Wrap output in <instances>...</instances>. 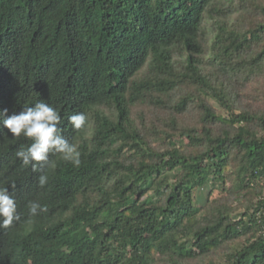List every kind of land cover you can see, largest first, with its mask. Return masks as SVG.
I'll return each instance as SVG.
<instances>
[{
  "label": "trees",
  "instance_id": "obj_1",
  "mask_svg": "<svg viewBox=\"0 0 264 264\" xmlns=\"http://www.w3.org/2000/svg\"><path fill=\"white\" fill-rule=\"evenodd\" d=\"M40 100L81 165L0 124V264H264V0H0V112Z\"/></svg>",
  "mask_w": 264,
  "mask_h": 264
},
{
  "label": "clouds",
  "instance_id": "obj_2",
  "mask_svg": "<svg viewBox=\"0 0 264 264\" xmlns=\"http://www.w3.org/2000/svg\"><path fill=\"white\" fill-rule=\"evenodd\" d=\"M0 124L6 128L14 138L21 136L31 141L27 146H21L15 156L21 161L22 167L32 166L34 172H40L38 184L44 187L49 181V170L57 167L50 154H59L60 159L71 163L75 167L81 165V153L78 146L62 135L58 127L61 122L60 112L48 103L40 100L33 106H24L19 113L8 115V109L0 112ZM85 113L79 112L68 117V122L76 130H80L86 123ZM15 188V184H12ZM30 217L46 211L38 201L32 200L27 204ZM20 219L15 197L9 193L7 187L0 186V228H9L14 221Z\"/></svg>",
  "mask_w": 264,
  "mask_h": 264
},
{
  "label": "rangeland",
  "instance_id": "obj_3",
  "mask_svg": "<svg viewBox=\"0 0 264 264\" xmlns=\"http://www.w3.org/2000/svg\"><path fill=\"white\" fill-rule=\"evenodd\" d=\"M220 112H222V110H220ZM202 195H203V198H205L206 197V192H204Z\"/></svg>",
  "mask_w": 264,
  "mask_h": 264
}]
</instances>
